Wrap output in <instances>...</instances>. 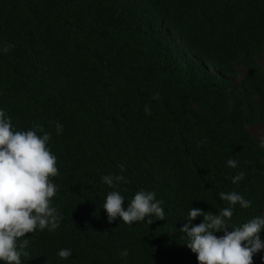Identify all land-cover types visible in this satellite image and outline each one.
<instances>
[{
  "label": "trees",
  "instance_id": "trees-1",
  "mask_svg": "<svg viewBox=\"0 0 264 264\" xmlns=\"http://www.w3.org/2000/svg\"><path fill=\"white\" fill-rule=\"evenodd\" d=\"M4 46L0 109L15 130L51 133L62 217L21 238V264H197L174 231L191 206L215 214L234 191L251 202L234 225L264 217V139L248 133L264 135V0H0ZM108 174L127 182L108 188ZM142 189L164 220L107 223V192L123 207Z\"/></svg>",
  "mask_w": 264,
  "mask_h": 264
},
{
  "label": "clouds",
  "instance_id": "clouds-1",
  "mask_svg": "<svg viewBox=\"0 0 264 264\" xmlns=\"http://www.w3.org/2000/svg\"><path fill=\"white\" fill-rule=\"evenodd\" d=\"M7 51V46L0 48V52ZM144 111L150 114L147 106ZM54 131L59 135L62 124L54 122ZM51 138V133L39 124L28 130H15L6 111L0 109V264H21V256L27 255L23 250L28 241L21 239L26 234L44 229L51 232L59 227L62 217L51 205L57 193L51 178L58 172L57 158L48 146ZM226 163L234 168L237 162L229 159ZM120 169L123 172V165ZM242 175L233 177L232 183ZM101 181L113 189L116 184L127 182L123 175L112 174L102 176ZM217 195L227 202V207L213 214L191 206L180 228L173 227L174 231L183 234V244L195 254L197 264H251L253 255L264 249V241L258 235L264 229V217L254 216L236 226L232 223L234 207L245 209L251 202L234 191ZM155 197L154 191L142 189L122 207L124 196L113 190L107 192L101 208L109 224L117 217L125 225L150 224L165 218L162 202ZM197 217L200 222L193 224ZM218 232L222 235L217 236ZM71 254L67 248L56 253L62 261ZM127 255V250L121 252V257ZM261 259L264 261V256Z\"/></svg>",
  "mask_w": 264,
  "mask_h": 264
},
{
  "label": "rangeland",
  "instance_id": "rangeland-1",
  "mask_svg": "<svg viewBox=\"0 0 264 264\" xmlns=\"http://www.w3.org/2000/svg\"><path fill=\"white\" fill-rule=\"evenodd\" d=\"M259 64L261 66V68L264 71V52L261 55L260 59H259ZM242 71H240L239 74V78L242 76ZM248 133L260 144H263V139H264V135H263V128L260 125H255L252 127L248 128ZM257 256L262 257L264 254V249H262L261 251H258Z\"/></svg>",
  "mask_w": 264,
  "mask_h": 264
}]
</instances>
